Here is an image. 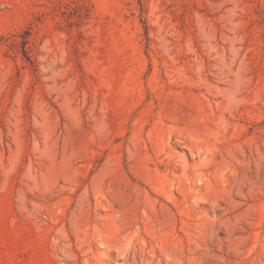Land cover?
<instances>
[{
	"label": "rangeland",
	"instance_id": "rangeland-1",
	"mask_svg": "<svg viewBox=\"0 0 264 264\" xmlns=\"http://www.w3.org/2000/svg\"><path fill=\"white\" fill-rule=\"evenodd\" d=\"M0 264H264V0H0Z\"/></svg>",
	"mask_w": 264,
	"mask_h": 264
}]
</instances>
